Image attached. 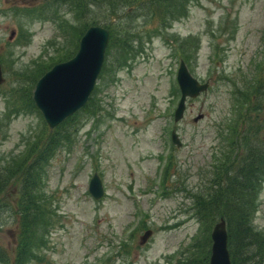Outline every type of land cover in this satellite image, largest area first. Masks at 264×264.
I'll list each match as a JSON object with an SVG mask.
<instances>
[{
	"label": "rangeland",
	"instance_id": "rangeland-1",
	"mask_svg": "<svg viewBox=\"0 0 264 264\" xmlns=\"http://www.w3.org/2000/svg\"><path fill=\"white\" fill-rule=\"evenodd\" d=\"M87 1L82 15L79 2L59 7L58 0H0L6 78L0 85L1 164L14 154L24 156L50 129L33 100L38 80L77 53L90 25L111 32L90 111L66 120L73 147H60L44 173L42 193L54 223L48 220L51 225L42 229L40 259L28 264L210 260L214 226L224 212L230 237L231 211L211 209L202 220L196 215L201 199L192 194L206 190L214 198V171L232 149L237 163L239 139L264 142V0H189L178 17L167 20L161 8L170 4L166 0H106L103 6ZM182 61L209 86L186 98L176 120ZM174 130L181 145L172 141ZM167 148L164 171L160 158ZM95 174L104 190L99 199L89 192ZM2 197L17 205V194ZM249 211L257 244L236 248L234 255L237 264H264V176ZM20 230L16 206L7 207L0 245L12 259ZM148 231L152 236L142 243Z\"/></svg>",
	"mask_w": 264,
	"mask_h": 264
},
{
	"label": "trees",
	"instance_id": "trees-1",
	"mask_svg": "<svg viewBox=\"0 0 264 264\" xmlns=\"http://www.w3.org/2000/svg\"><path fill=\"white\" fill-rule=\"evenodd\" d=\"M85 1L58 0L60 3L59 7L66 3L79 2V8L83 9L82 13H80L82 15L85 10L83 8L85 7ZM105 1L89 0L87 2L103 6ZM174 1L175 4H171V0H166V2H170L166 8L160 5L165 12V20L178 17L185 10L184 7L188 6L187 1L189 0ZM112 33L114 32L112 31ZM128 44L133 45L130 40ZM107 62L108 59H106L104 67L107 66ZM92 101L90 98L84 109L90 111L89 105H92ZM66 120L54 130L49 127V131L41 138L39 137L35 146L29 152H26L24 156L21 153H17L6 158L3 164L0 163V219L7 207L16 206L21 229L18 248L13 259L9 250L5 246L0 245V264H28L29 260L40 259V257L38 258V250L41 249L40 240L43 241L41 238L42 229L53 222V210L48 208L46 197L42 193L43 187L41 184L45 179L44 173L47 167L50 166L51 160L58 153L60 147H68L69 149L73 147L75 140L74 131L68 132L66 130V124L70 121ZM63 141H65V145L62 144ZM238 143H240V148H242L240 152L238 151V158H236L238 160L236 163L238 164L237 169H239L235 168L236 164L230 158L234 150L232 149L229 154H227L228 151L225 152L224 159L221 160L223 164L218 165L214 171L216 173L214 182L218 185L217 189L213 188L214 191L217 190L213 194L214 198L207 196L205 194L206 190L192 194L193 198L201 199L198 202L196 215L202 220L203 217H210L208 212L211 209L227 208L231 211L229 246H231L230 252L234 264H237L234 255L236 248L241 251V249L257 244L256 228L249 221V208L253 203L255 188L261 177L264 176V142L257 139L243 138L242 141L239 139ZM237 147L239 149L238 145ZM0 160L4 161L3 159ZM11 194H17L15 200L17 205H12L2 197L5 196L6 198ZM221 215L225 218L224 212ZM48 220H51V222L49 223ZM261 244H264V241ZM199 264H210V260L205 256Z\"/></svg>",
	"mask_w": 264,
	"mask_h": 264
},
{
	"label": "water",
	"instance_id": "water-1",
	"mask_svg": "<svg viewBox=\"0 0 264 264\" xmlns=\"http://www.w3.org/2000/svg\"><path fill=\"white\" fill-rule=\"evenodd\" d=\"M109 38L108 29L99 25L91 26L82 37L77 54L68 61L56 64L38 81L34 99L52 128L87 102L102 70ZM4 81L0 64V84ZM178 81L182 98L176 120L183 114L186 98L195 97L201 90L206 91L209 86V83H200L184 61L181 62ZM173 140L178 145L182 144L176 131L173 132ZM89 189L97 199L103 195L102 182L97 174L92 178ZM150 235L151 231H148L142 237V243H145ZM212 239L210 264H233L228 248L227 224L223 217L215 224Z\"/></svg>",
	"mask_w": 264,
	"mask_h": 264
}]
</instances>
